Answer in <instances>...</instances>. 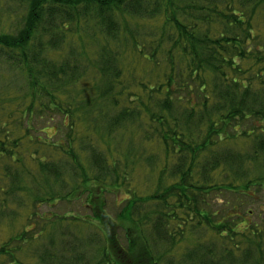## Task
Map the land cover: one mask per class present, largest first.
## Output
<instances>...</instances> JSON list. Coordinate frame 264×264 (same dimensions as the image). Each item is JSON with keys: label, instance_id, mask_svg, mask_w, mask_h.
I'll return each instance as SVG.
<instances>
[{"label": "trees", "instance_id": "trees-1", "mask_svg": "<svg viewBox=\"0 0 264 264\" xmlns=\"http://www.w3.org/2000/svg\"><path fill=\"white\" fill-rule=\"evenodd\" d=\"M18 1L16 25L0 29V61L18 70L0 73L1 111L9 105L0 118V218L28 216L0 245L6 264H26L23 249L37 264H92L96 253L100 264H159L155 241L174 244L205 223L247 240L243 250L226 245L230 261L239 252L244 264L258 262L252 246L260 240L264 256V216L218 214L211 201L234 193L244 204L263 185L264 43L249 41L264 40V0ZM47 109L63 118L57 140L32 131ZM15 127L24 132L13 136ZM238 138L244 145L233 147ZM139 168L157 176L152 193L133 183ZM110 193L122 204L117 217L106 210ZM64 203L70 209L58 211ZM46 205L54 209L42 214ZM136 235L142 254L132 252ZM210 258L202 261L218 264Z\"/></svg>", "mask_w": 264, "mask_h": 264}, {"label": "rangeland", "instance_id": "rangeland-1", "mask_svg": "<svg viewBox=\"0 0 264 264\" xmlns=\"http://www.w3.org/2000/svg\"><path fill=\"white\" fill-rule=\"evenodd\" d=\"M22 11H24V5L20 1L0 0V29L2 31H8L9 29H13L17 23L18 16L20 15ZM260 34L264 35V29ZM257 42L261 44V42L264 43V40H261L260 36H257L252 41L251 40L249 41V46L253 47L255 44H257ZM10 65L11 64H9L7 61L6 62L0 61V73L2 75L7 74L6 76H2L5 79L6 77L11 76L12 74L18 75V70L14 69V67H11ZM2 85H6V81ZM17 85H18L17 81L16 80L13 81L11 92H14L15 89H17ZM2 90L3 88H0V91ZM9 96L10 97L8 98H12L11 95ZM9 100L10 99H8V102ZM2 102L7 103L6 101H2ZM2 105L3 104H1L0 106L2 107ZM7 106L9 107L8 104ZM7 106L6 105L3 106L2 111L0 109V118L2 117L3 119H6ZM62 120H63L62 116L58 113L56 109L44 110L41 113V115L40 114L34 115L33 126L35 129H32V131L34 134L40 133L43 136H46L47 134L52 135V139L57 140L58 138H60V136L63 135V131L60 130L59 133H55L56 128L53 126L58 124L59 127H62ZM252 121L254 125L256 124V119H252L251 121L248 120L247 127L251 125ZM257 123H261V121L257 119ZM16 128L17 127L12 129L11 133L13 136L21 135L24 132L23 128H20V127L17 129ZM1 129L3 130V127L0 125V131ZM43 129H45L47 133L43 132ZM3 137L4 135H0V138H3ZM247 139H249V137H247ZM61 140H62V137H61ZM237 140H238L237 142L233 141V144H232L233 147H239V146L244 145V142H242L240 138H238ZM25 141H27L26 146L28 147L30 143L28 140H25ZM248 141L249 140H246V145L249 148L250 143ZM117 145H119V147L121 146V144H118V143ZM29 147H30V150H34L33 148L34 146H32L31 144ZM48 148H50L48 145L41 146V148H39V152L40 153L48 152L49 151ZM22 151H24V148H22ZM137 172H138V176L132 180L133 183L138 185L139 188H147L149 191H147L146 194L152 193L154 189L156 188V182L158 180L157 176L151 172H148L146 168H139ZM251 176L252 177L261 176V173L256 171V173L252 174ZM219 177H222V174H220ZM254 180L257 181V179L255 178ZM258 182H262L263 185L256 183L255 186H252V188L248 190L249 196H242L244 198V204L239 198H237L238 197L237 194L222 193V194H218L217 197L215 196V198H212L213 201H211V204L213 205V208H219L220 211L218 214H223V213H226L227 211L244 214L243 211L245 209L251 208L254 211V213L251 216H249L252 220L251 222L261 220V216L262 217L264 216V181H258ZM135 184H132V185L135 186ZM121 198L122 197H119L118 199L120 200ZM227 198L230 199L233 203L235 202V204H237V206L234 207L233 210L231 206V201L228 204H226L225 201ZM115 200H116L115 193H110L107 195L106 210L108 213H110L114 217L115 215L117 217L116 213L120 211L122 204L118 203L119 201L115 203ZM71 205L72 204L70 203L69 204L64 203L61 209L58 211L67 212V210L70 209ZM227 206L229 207L231 206V207L227 209L225 208ZM74 207L81 213H91V210L88 207L87 208L83 207V202L81 203L80 200H78L74 204ZM40 209H41L42 214H44L45 212H52L54 207L46 205V206H42ZM147 209H148L147 213L152 214L151 209L149 207H147ZM142 211L145 214V206H143ZM27 216H28V211H26L23 214V216H21L20 218L11 217V216L10 217L4 216L0 218V245L3 243V241L8 236L17 232L23 226H27L26 225ZM48 223L51 224V222H48ZM82 229H84L83 231L84 233L87 232L88 234H92L94 231H96V228H94V226L92 228L88 227V229L86 228V226H83ZM118 233L122 237L123 241L125 242L124 240L125 231H123L120 228L118 229ZM128 233L132 235L131 232H128ZM154 243L156 246L155 248L153 246L152 252L154 253L155 256L157 255L160 257L159 264H207V263H204L203 261L211 260L210 257H213V259L216 262H218V264H225V262L227 264H244L245 259L244 257L241 256V254L239 255V252L237 256L236 254H232L231 256L232 261H230V257L227 255L228 251L226 250V245L232 246L235 243H238L240 244V246H242V250L247 247V240L245 239L244 236L237 234L236 236H234L233 240H230L229 237L225 235V233L223 234L222 232L218 233L217 230L212 229L210 225H208L207 223L202 224V226L198 227L197 229L193 228L187 231L186 233H183L179 237V240L174 244L168 243L162 240L159 242L155 241ZM133 244L136 245V248H133L132 250L133 254L134 253L142 254L143 252H145L144 243L139 235L135 236V241ZM262 244L263 243L260 242V240L258 239L257 241L253 242L252 247L256 249V250H253V256L255 260L258 261L255 264H264V256L262 255V252L259 249V247L263 246ZM90 246L93 251L97 250L96 249L97 245L94 246L90 244ZM99 247H102V246H99ZM198 248H201L202 250L199 249V251H196L193 257V261H192L190 259L191 255H188V253ZM236 252L237 251H235V253ZM19 255L21 258H23L26 264H37V262H35V257L30 256V253H27L26 249H23L22 251H20ZM96 255L97 256L93 258L92 261L89 263L96 264L98 261H99V264L103 263L100 261L101 255L99 253H96ZM204 256H210V257L203 258ZM9 258L10 257L1 256L0 264L9 263L10 261ZM149 262L150 261L148 260V262L146 263L151 264ZM250 264H254V263L251 262Z\"/></svg>", "mask_w": 264, "mask_h": 264}]
</instances>
